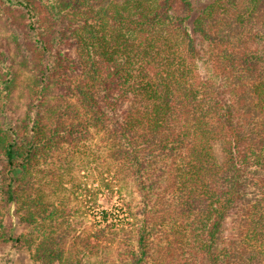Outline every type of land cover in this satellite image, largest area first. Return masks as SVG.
I'll return each mask as SVG.
<instances>
[{
  "label": "trees",
  "instance_id": "16d2710c",
  "mask_svg": "<svg viewBox=\"0 0 264 264\" xmlns=\"http://www.w3.org/2000/svg\"><path fill=\"white\" fill-rule=\"evenodd\" d=\"M194 1L0 0V245L38 264H264V0L190 21ZM92 163L125 218L80 228L62 192Z\"/></svg>",
  "mask_w": 264,
  "mask_h": 264
},
{
  "label": "rangeland",
  "instance_id": "374dc122",
  "mask_svg": "<svg viewBox=\"0 0 264 264\" xmlns=\"http://www.w3.org/2000/svg\"><path fill=\"white\" fill-rule=\"evenodd\" d=\"M209 4L208 0H195L194 1V13L192 21L204 8ZM11 40V34L6 27L4 21L0 19V44L8 45ZM21 87L24 86L25 82L23 78L21 80ZM20 87V88H21ZM24 98L22 92H18L16 95V102L20 106V111L23 108ZM108 183H114L109 176H105V179L97 171L96 164L92 163L88 173L78 170L73 172V179L71 183H67L65 186L67 191H63L70 200V206L72 208H79L80 213L78 220L83 222L80 228L86 225L90 226V222H94L97 216L101 217V211L107 210L113 213V218L120 219L123 221L125 213L120 210L121 197L117 193H112L111 188L107 185ZM120 186L114 187V191H117ZM125 192V191H124ZM126 197V192L123 194ZM73 209V210H74ZM14 210L12 209V212ZM13 222L15 225L16 233H22L30 231V227L21 225L18 218L13 216ZM92 264H119V259L116 253H108L106 255H99L90 259ZM0 264H38L30 259V253L27 250H18L13 248L11 245H0Z\"/></svg>",
  "mask_w": 264,
  "mask_h": 264
}]
</instances>
